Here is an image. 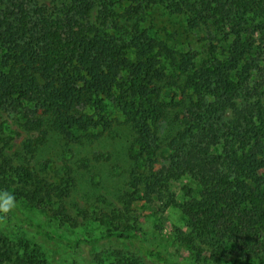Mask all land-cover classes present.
Wrapping results in <instances>:
<instances>
[{"label": "trees", "instance_id": "obj_1", "mask_svg": "<svg viewBox=\"0 0 264 264\" xmlns=\"http://www.w3.org/2000/svg\"><path fill=\"white\" fill-rule=\"evenodd\" d=\"M158 9L184 18L204 52L164 39L151 21ZM11 123L28 135L14 154ZM114 133L130 137L119 207L104 196L105 207L70 204L80 173L99 177L112 156L77 148L54 170L37 158L54 140L86 147ZM188 179L180 201L173 188ZM0 191L61 226L106 232L74 242L16 207L0 217L10 229L0 227V264H60L47 248L98 244L88 264H261L264 0H0ZM164 204L185 219L175 238L190 260L141 241L134 208Z\"/></svg>", "mask_w": 264, "mask_h": 264}, {"label": "rangeland", "instance_id": "obj_2", "mask_svg": "<svg viewBox=\"0 0 264 264\" xmlns=\"http://www.w3.org/2000/svg\"><path fill=\"white\" fill-rule=\"evenodd\" d=\"M151 21L154 23L156 30L161 31L164 39L168 40L172 45L182 47L183 49H191L199 53L204 52L205 46L202 41V35L189 32L186 29L184 18L169 15L166 11L158 9L154 11ZM10 130L14 132V142L12 143L9 153L14 154L22 150L23 143L28 138V135L20 131L18 127L12 123L10 125ZM126 136L127 138L123 137V133L121 135L119 133H114L111 136L107 135L100 143L86 147H65L64 143L61 141L57 142V140H54L48 144L43 154L40 155L39 159L37 158V161L41 165L47 159L52 160L51 167L54 170L56 166L61 164V161L70 158L73 159V154H80L77 148H82L83 154H88L91 158L97 153H102L107 155V157L111 155L113 158L112 163H105L104 166L98 168L99 177L96 176L95 171L80 173L82 181L86 184L75 193L72 200H70V204L75 203L80 208H90L92 205L105 207L106 205L102 203V201L106 200L107 203H113L115 207H119L117 200L121 193L124 192L125 179L128 175L130 162H128L130 140H127L130 139V137L128 135ZM89 177L92 179L95 178V182L89 180ZM100 182H102V187H98ZM184 186H193V183L188 179L181 181L173 188V192L180 201L183 199L184 192L182 188ZM100 196H104L105 200L99 198ZM16 204L24 216L32 219L44 229L67 240L74 242L84 240L88 242L96 241L106 234L105 228L94 223L81 222L75 229L68 226H61L59 221L54 219L50 214L42 213L25 203L16 202ZM134 211L139 220L138 225L140 228L141 241H143L145 245L151 248L157 247L162 249L172 260H190L187 248L179 244L175 238V233L178 230L185 229V219L179 209L175 208V206L167 207L164 204V206L153 205L144 206V208L135 207ZM0 227L6 231L10 230L8 227H4L1 220ZM34 239L37 243L42 244L43 242L42 238L34 237ZM100 246L102 245L98 244L94 247L89 246V248L84 251L78 250L77 253L60 250L54 251L51 248L45 247L47 248L48 258L60 264H88L86 257L92 253L95 247ZM116 246L118 247V245H115V247ZM136 246H138V244L133 243L128 249L134 252ZM260 263L264 264V258L260 260Z\"/></svg>", "mask_w": 264, "mask_h": 264}, {"label": "clouds", "instance_id": "obj_3", "mask_svg": "<svg viewBox=\"0 0 264 264\" xmlns=\"http://www.w3.org/2000/svg\"><path fill=\"white\" fill-rule=\"evenodd\" d=\"M16 207L15 195L8 191H0V217H6Z\"/></svg>", "mask_w": 264, "mask_h": 264}]
</instances>
